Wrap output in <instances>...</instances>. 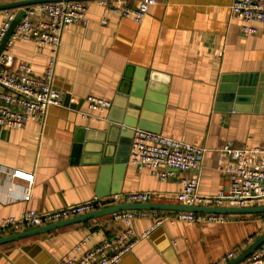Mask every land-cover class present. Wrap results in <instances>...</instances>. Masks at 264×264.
I'll return each mask as SVG.
<instances>
[{
	"label": "crops",
	"instance_id": "1",
	"mask_svg": "<svg viewBox=\"0 0 264 264\" xmlns=\"http://www.w3.org/2000/svg\"><path fill=\"white\" fill-rule=\"evenodd\" d=\"M231 2L157 0L138 24L108 14L92 1L87 24L65 27L56 68L55 86L69 94L76 107H52L44 124L30 121L22 130L0 126V220L28 209L58 210L95 197L133 192L158 194L154 203L181 205L179 176L162 182L150 171L129 165L133 137L110 134L109 120L82 117L81 113L98 117L89 109V97L113 102L125 89L131 98L137 81H143L144 88L135 94L142 101L136 109L147 114L151 126L159 125L158 134L208 148L200 193L227 188L228 180L217 171L218 149L226 142L264 145V30L254 23L257 34H242V21L230 17ZM6 19V11L0 12V29ZM12 54L13 70L27 63L35 76L44 74L47 48L39 50L32 42L16 40ZM260 84L258 103L248 111L233 110L229 99H220L231 89ZM132 106L126 98L124 109ZM109 111L104 113L107 119ZM28 174L32 181L26 179ZM28 192L31 199L25 201ZM147 211L155 217L132 222L137 236L151 231L156 218L166 220L119 264H215L230 253L238 256L249 241L264 234V218L258 215L231 216L225 224H187L174 219L179 211ZM125 230L123 222L110 216L70 225L0 246V264H56L112 242ZM174 241L182 245L173 247Z\"/></svg>",
	"mask_w": 264,
	"mask_h": 264
},
{
	"label": "built area",
	"instance_id": "2",
	"mask_svg": "<svg viewBox=\"0 0 264 264\" xmlns=\"http://www.w3.org/2000/svg\"><path fill=\"white\" fill-rule=\"evenodd\" d=\"M96 1L108 14L132 18L138 24L144 21L150 6L157 3V0H140L134 4H129L126 0ZM91 2L44 3L25 10L24 17L0 55L1 128L22 130L30 121L44 124L50 108L64 105L65 93L55 86L62 35L68 25L87 24V12ZM6 14L7 19L0 29V46L17 16V13L12 11H6ZM230 17L242 21V34L255 35L259 29L253 25L254 23H260L264 30V0H232ZM102 23L107 24V20H102ZM16 40L32 42L39 50L44 48L49 50V58L42 76H35L27 63H21L13 70L15 58L12 48ZM87 101L89 109L97 112L98 117L93 113H81L82 117L108 120L104 113L111 109V100L89 97ZM207 152L208 148L188 143L183 139L136 128L128 164L139 171H150L162 182L179 176L182 188L177 194V201L182 205L215 208L264 206V145L246 147L235 146L231 142L224 143L218 149L217 171L228 180L229 186L210 195L201 194L199 191ZM26 179L32 181L33 176L28 174ZM24 199L30 201V192ZM158 199L156 193L133 192L112 198L95 197L90 201L67 205L58 210L41 212L28 209L18 217L0 220V238L90 214L117 204L154 203ZM110 217L114 222L125 224L126 230L123 234L82 256L71 255L56 264H119L123 256L131 252L139 240L148 237L166 220L156 218L151 231L137 236L132 230L133 220L155 217V213L147 210H130L115 213ZM174 219L187 224H225L229 216L178 212ZM251 243L253 242L249 241L244 250ZM172 245L178 247L182 242L174 241ZM79 249L80 246H77L76 251ZM236 256L237 253H230L215 264H226ZM244 264H264V246L255 251Z\"/></svg>",
	"mask_w": 264,
	"mask_h": 264
},
{
	"label": "water",
	"instance_id": "3",
	"mask_svg": "<svg viewBox=\"0 0 264 264\" xmlns=\"http://www.w3.org/2000/svg\"><path fill=\"white\" fill-rule=\"evenodd\" d=\"M73 1H96V0H18L15 2H8L0 4V12L10 11V10H19L16 19L12 22L10 29L8 30L1 46H0V55L5 49V46L9 39L11 38L15 28L18 23L22 20L25 15V10L31 6L44 4V3H55V2H73ZM138 76L141 78L143 76L142 71H138ZM127 76L125 75V79ZM125 84L124 80L123 83ZM124 86V85H123ZM133 89L132 97L127 96L125 89L118 92L119 97L112 102V107L109 111L108 120L112 122L110 126L109 133H120L127 138H132L134 135V130L139 128L146 131H154L156 133L160 132V127L157 124L156 126H151L149 124V118L147 114H139V109L136 107L142 105V101L135 97V94H142V89L144 88L143 81H137ZM257 87H250L247 89H231L229 91V96H220L221 98H227L232 104L233 110L236 111H248L251 109L253 104L258 103L259 94L257 89H261L263 85H258ZM126 88V86H125ZM226 87H221V90H225ZM134 94V95H133ZM224 94V93H223ZM149 96V95H148ZM127 98L129 105H133L128 109H124L125 99ZM151 98H147V102H144V106L148 107L151 103ZM161 102L164 103L165 99H161ZM64 105L67 107H76L71 103V96L68 94L64 98ZM245 105V106H243ZM148 109V108H147ZM123 125V126H122ZM107 135V134H106ZM105 146V145H104ZM107 159V157L105 158ZM123 162V161H122ZM121 163V162H120ZM120 168H125V165L121 163ZM130 210H163V211H179V212H190V213H200V214H218L225 216H248V215H261L264 214V206L258 207H247V208H215V207H198V206H188V205H169L163 203H123L113 206L106 207L102 210L71 218L69 220H64L61 222L53 223L47 226L40 228H35L27 230L24 232L12 234L0 238V246L21 241L34 236H40L46 233L53 232L60 228H64L70 225L80 224L85 221L109 217L115 213L130 211ZM264 246V234L259 236L253 243H251L245 250H243L236 258L229 261L226 264H243L255 251L260 247Z\"/></svg>",
	"mask_w": 264,
	"mask_h": 264
},
{
	"label": "trees",
	"instance_id": "4",
	"mask_svg": "<svg viewBox=\"0 0 264 264\" xmlns=\"http://www.w3.org/2000/svg\"><path fill=\"white\" fill-rule=\"evenodd\" d=\"M129 4H134L135 2V0H126ZM138 1H140V0H138ZM10 11H14V10H10ZM258 216H261L262 218H264V214H261V215H258ZM229 218H231V216H229ZM257 239V238H256ZM255 238L253 239V240H251L252 242H254L255 240H256Z\"/></svg>",
	"mask_w": 264,
	"mask_h": 264
}]
</instances>
